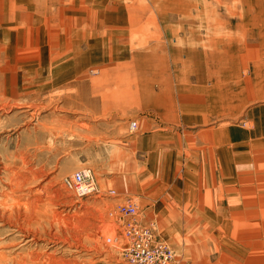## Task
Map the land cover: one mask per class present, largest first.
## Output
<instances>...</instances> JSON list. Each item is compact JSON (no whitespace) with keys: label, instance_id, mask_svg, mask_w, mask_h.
<instances>
[{"label":"rangeland","instance_id":"obj_1","mask_svg":"<svg viewBox=\"0 0 264 264\" xmlns=\"http://www.w3.org/2000/svg\"><path fill=\"white\" fill-rule=\"evenodd\" d=\"M3 1L5 15L10 5L18 1L21 10L13 12L22 17L25 8L33 25L30 33L19 32L16 38L0 36V215L12 223L0 222V253L6 257L0 259V264H117L118 239L114 243H107L106 239L119 236L121 228L108 213L127 198L139 202L137 219L141 222L156 218L158 235L174 252L169 264H264V182H255L256 177H264V166L232 178L231 183L239 182L238 188H226L227 180H219L224 190L217 187L218 181L208 177L207 165L189 162L197 158L196 149L182 147V141L179 145L171 137V143H176L171 150L175 157L166 163L164 155L158 153L162 148L158 147L155 153V137L146 145L142 142L167 121L150 111L148 117L157 125L147 129L141 120L145 112L139 108L153 107L168 113L173 107L170 73L173 75L174 69L155 65V52L143 55L147 46L130 36L125 47L133 50L128 52H143L134 54L130 61L129 56L120 55L110 62H96L95 50L90 59L80 60L76 68L65 73V67L78 55L66 54L68 46L83 42L93 50L97 45L108 44L107 38L99 40L98 36L145 29L131 27L126 19L131 14L130 7L120 8L106 0H0ZM134 8L137 13L148 12V18L158 15L150 19L151 23L148 20L143 38L149 44H159V52L166 59L172 46H187L189 26L197 32L204 31L209 38L210 34L216 37L219 33L243 44L244 35L229 36L232 26L223 17L225 13L243 15L248 11L256 13L251 25H255L264 51V16L259 11V0H140ZM169 23L173 24L172 31L168 30ZM102 66L107 68L103 71ZM175 70L181 71L176 82H188L194 69ZM231 71L225 69V73ZM45 73L51 75L42 78ZM68 74L70 78L65 77ZM225 85L232 87V83ZM178 86L180 107L184 110L187 96L184 85ZM223 97V109L232 110V96ZM97 100L105 113L93 112ZM257 104L264 105V97L209 123L224 125L229 158L230 142L237 141L242 148L255 138L248 130L257 125L253 117L259 113L248 110ZM3 105L5 110L1 109ZM131 121L137 122L133 131L128 129ZM231 126L247 131L246 139L231 140L227 133ZM195 127L182 129L184 132ZM259 136H264V132ZM158 142L166 146V142ZM233 166L230 164V168ZM84 168L90 169L97 193L77 198L64 187L63 178ZM155 172L168 178L156 204L141 201L139 194L155 199L145 183L129 194L126 175L136 177L141 173L145 178ZM221 189L224 191L217 199L224 195V211H219L221 198L216 211H205L210 195ZM229 189L237 192L229 194ZM109 190L114 195L107 194ZM190 207L191 211L182 210ZM245 216L251 218L244 220ZM252 224L255 227L250 234L239 230ZM251 243H255L253 248Z\"/></svg>","mask_w":264,"mask_h":264},{"label":"crops","instance_id":"obj_2","mask_svg":"<svg viewBox=\"0 0 264 264\" xmlns=\"http://www.w3.org/2000/svg\"><path fill=\"white\" fill-rule=\"evenodd\" d=\"M106 1H109L110 5L117 4L120 8L124 5H128V7H130L131 14H129L126 19L130 21L131 27L145 26V29L142 30L140 28L139 30H133L130 32L120 34L117 33L113 34V36H98L97 38L99 40L107 38L106 40L108 44L107 46L102 47L97 45V47H94L95 49L93 50L86 47L83 42L80 46H68L66 48V54L74 52L78 55L77 59H74V62L71 65L65 67V73L76 68L77 63H79L80 60H85L86 58L90 59L93 54L92 52L95 50L96 54L93 57V61L96 62H110L111 59L113 61V57L120 55L129 56L128 60L130 61L134 54L143 52H128V50H133L132 48L125 47L127 45L128 37L132 36L134 39L140 40V43L147 46L146 53H143V55H147L149 52L153 51L155 52V65L163 66L167 69H174L172 73L173 75L169 72L173 84V99L170 100L173 102V107L169 108L168 113L166 111L162 112L153 107L145 109L139 108L142 112H145V114L141 115V120H143L142 122L145 124V128L147 127V129L152 128L154 124L155 127L157 125L155 120H151L148 117L150 111L161 114V116L167 121L166 124L156 127L157 129H154L155 134L147 136V138L142 141L143 144H148L147 141L152 140V138L155 137V153L158 151V147L162 148L161 152L158 151V153H160V156L162 154L164 155V162L170 163V158L173 156L175 157V154L171 152V150L173 147H176V143H171L170 139L171 137H175L179 142V145L182 141V147L189 146L198 151V155H196L197 158L194 160L192 158L189 162L207 165L205 171H210L208 176L210 179L218 181L217 187L220 186L223 188V183H220L219 180L222 181L226 179V183H228V187L226 188H238L240 186L239 182L236 184L231 183L232 178H239L240 175L244 176L254 170L256 171V169L261 168L259 165L264 166V152L261 151L264 149V136L258 137L259 134L264 132V105L257 104L249 108V113H259L257 118L253 117L255 119L254 124L257 125L255 128L248 130L254 134L253 136H255V138H253L252 142H247L248 145L242 148L241 144L237 143V141L230 142L228 145L233 153H231L232 158L228 157L225 150V142H227V140H225L226 131L224 129V125L222 123L209 125V123L213 118L223 117L225 113L234 114L237 111L239 112L242 107H245L251 101L264 97V51L263 49L261 51L262 46L259 42L260 39L259 37H256L254 29L255 25H251L256 19V13L248 11L243 12V15H240L239 13H234L233 15H230V13L224 14L225 17H223V19L228 21L230 20L228 24L232 26L230 29L231 34L229 36L232 35L239 38L240 35H244L245 39L243 44H236V40L231 41L228 38L221 37L219 33H217L216 37H214V34H210L212 37L209 38L208 34L204 33V31L197 32V30L191 29L192 27L189 26L188 28L191 31L186 35L188 43L187 46H172L168 49L169 58L166 59L164 58L166 57L165 54H160L159 52V44H149L148 40L144 39L145 37L143 32L147 29L148 20L153 19V16L158 15L154 13L152 17L148 18V12L146 11L144 13L138 11L137 13V11L134 10V7L138 5L140 0H129L128 2H121L118 0ZM259 3V11L264 16V3L260 0ZM198 16L199 17L197 18L203 19L201 15ZM173 18L174 17L171 16V19ZM172 26L173 24L169 23V31H172ZM140 37L144 38L141 40L139 39ZM110 46H112V48H110ZM122 46L124 47L122 48ZM152 60L153 59L150 58V61ZM179 68L194 69L190 72L192 74L188 77L190 84H187L189 82V80L187 82V79L186 81L178 79L176 82L181 71L178 72L175 69ZM225 69H232V71L231 73H225ZM48 74L49 73H45L41 77L43 78L45 75H51ZM186 76L188 75L186 74ZM56 77L63 76L56 75ZM65 77L70 78L71 76L68 74ZM229 83H232V87L225 85ZM178 85H184V92H186L185 95L187 96L186 99L188 104L184 110H181L180 107L179 96L181 97V95L179 94ZM224 95L232 96L234 106L232 110L223 109ZM97 103L98 100L96 102L97 109L93 108V112L96 110L97 112L102 111V113H105L106 110L103 111V109L99 107L100 104ZM260 112H263V114H260ZM158 125H160V123H158ZM183 126L197 127L184 130L183 132ZM227 133L231 140L246 139L245 137L247 135V131L240 130L233 126L227 129ZM158 141L166 142V146H163L162 143H159ZM176 156L178 157V154ZM181 158L182 157H180V159ZM173 161L175 162L174 159ZM176 162L188 161L176 160ZM230 164H234V166L230 168ZM131 176L127 177L126 175V179H124L125 183H127L126 189H129L127 190L129 191V194H134L131 191L135 190L138 186H142V183H145V186L150 187L151 194L155 196L154 199L146 194L145 198H143L142 195L139 194L141 196V201L146 199L152 204H156L157 196H159L161 191L167 187L168 178H165L164 176L160 177L156 172L152 177L146 176L145 178H142L141 176L143 175L141 173L137 174L136 177H133L134 175ZM257 180L259 181L258 183L264 182V177L258 176L256 177L255 182H257ZM223 189L218 190V192L213 195H210L209 207L205 208V211H216L220 198L221 206L219 211H224V195H220V198L217 199V196L225 190ZM232 192L235 193L237 191L231 189L228 190L229 194ZM147 205L149 206L150 204ZM156 210L157 209L155 208V211ZM182 210L191 211L192 208L190 207ZM154 223L158 226L156 218Z\"/></svg>","mask_w":264,"mask_h":264},{"label":"built area","instance_id":"obj_3","mask_svg":"<svg viewBox=\"0 0 264 264\" xmlns=\"http://www.w3.org/2000/svg\"><path fill=\"white\" fill-rule=\"evenodd\" d=\"M131 121L129 131L137 127ZM63 185L77 198L94 194L97 189L90 169H78L63 178ZM109 193H113L110 190ZM139 202L136 198H127L110 212V217L121 228L119 236L107 237V243L118 239L120 261L117 264H169L174 252L171 246L157 232L156 223L141 222L137 219Z\"/></svg>","mask_w":264,"mask_h":264},{"label":"bare ground","instance_id":"obj_4","mask_svg":"<svg viewBox=\"0 0 264 264\" xmlns=\"http://www.w3.org/2000/svg\"><path fill=\"white\" fill-rule=\"evenodd\" d=\"M15 3V2H14ZM16 4V6H14ZM14 5L13 4H11L10 5V7H9V13L8 14H4V11H5V9H6V6H4V1L3 2H0V36H9V37H11V38H16V35L19 33V32H27V33H30V28L32 27V20H33V18H32V16H31V14H29L28 13V11L25 9V8H23L22 10L23 11H25L26 13L21 17V16H19V15H16L13 11L14 10H17V11H19V10H21V8L19 7V2L17 1L16 3H15ZM95 21V20H94ZM103 23V22H102ZM19 24L21 25V26H19ZM103 25V24H102ZM13 41H15V40H13ZM13 42H12V44H11V46H13ZM7 46V45H6ZM9 47H10V45H9ZM0 48H2V47H0ZM2 50H3V48H2ZM1 50V51H2ZM138 57V56H137ZM136 58V57H135ZM113 63V62H112ZM123 63V62H122ZM124 64V63H123ZM111 65V64H110ZM124 66V65H123ZM114 67V66H113ZM120 67V66H119ZM121 67H122V65H121ZM105 68H107V67H105V66H102L101 67V69L104 71L105 70ZM117 71V70H116ZM141 72H143V71H141ZM105 73V72H104ZM118 73V72H117ZM120 74V73H119ZM119 74H116V75H119ZM120 76V75H119ZM118 78V77H117ZM121 78V77H120ZM126 79V78H125ZM154 79V78H153ZM135 80V79H134ZM143 80H144V78H143ZM128 81V80H127ZM141 81V80H140ZM118 82V81H117ZM128 82H130V81H128ZM132 82V81H131ZM138 83H140V82H138ZM142 83V82H141ZM150 84V83H149ZM130 85V84H129ZM128 87V86H127ZM128 89V88H127ZM144 90V89H143ZM142 90V91H143ZM148 90V89H147ZM124 93V92H123ZM126 93V92H125ZM131 93V92H130ZM138 93V92H137ZM125 95H127V94H125ZM124 95V96H125ZM101 97H102V95H101ZM137 97H138V95H137ZM145 97V96H144ZM127 98V97H126ZM122 99V98H121ZM127 101V100H126ZM5 108H6V105H3L2 107H1V109L2 110H5ZM130 125V124H129ZM11 171V170H10ZM9 171V172H10ZM94 179V178H93ZM13 182V181H12ZM94 183H95V181H94ZM14 185V184H13ZM95 186H96V183H95ZM96 189H97V187H96ZM110 191V190H109ZM109 191L107 192V194H109V195H114V192L113 193H109ZM13 192V191H12ZM97 193V191L94 193V194H92V195H95ZM8 194V193H7ZM11 194V193H10ZM13 195V194H12ZM92 195H90V196H92ZM249 195V194H248ZM254 195V194H253ZM261 196V195H260ZM263 196V195H262ZM87 197H89V196H87ZM246 198V197H245ZM249 198V197H248ZM257 199V198H256ZM2 204V203H1ZM254 205V204H253ZM245 207V206H244ZM113 209H115V207L113 208ZM112 209V210H113ZM233 209V208H232ZM262 209V208H261ZM112 210L110 211V212H112ZM234 211V210H233ZM110 212L108 213V214H110ZM240 212H241V209H240ZM251 212V211H250ZM249 212V213H250ZM263 212V211H262ZM32 213V212H31ZM246 214H248V213H246ZM241 215V214H240ZM249 215V214H248ZM251 215V214H250ZM0 222L1 223H4V224H6V223H11L10 221H9V218H6V216L5 215H0ZM109 217H110V215H109ZM246 217H250V216H245L244 217V220H245V218ZM251 218V217H250ZM110 219H111V217H110ZM12 224V223H11ZM234 226V225H233ZM254 227L255 226H253V224L252 225H250V226H246V227H240L239 228V230H242L243 232H245L244 234H250L253 230L252 229H254ZM209 229V228H208ZM239 230H237V231H239ZM254 245H255V243H251V245H250V247L251 248H253L254 247ZM253 250V249H252ZM4 258H6L4 255H3V253L1 254L0 253V259H1V261H2V259L4 260ZM233 260V259H232Z\"/></svg>","mask_w":264,"mask_h":264}]
</instances>
